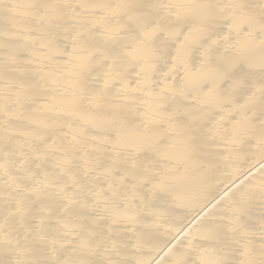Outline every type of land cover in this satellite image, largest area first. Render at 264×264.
Listing matches in <instances>:
<instances>
[{
    "label": "bare ground",
    "instance_id": "bare-ground-1",
    "mask_svg": "<svg viewBox=\"0 0 264 264\" xmlns=\"http://www.w3.org/2000/svg\"><path fill=\"white\" fill-rule=\"evenodd\" d=\"M0 264H264V0H0Z\"/></svg>",
    "mask_w": 264,
    "mask_h": 264
}]
</instances>
